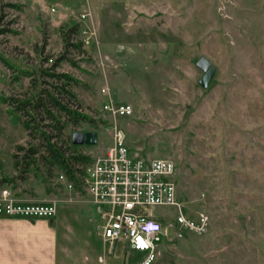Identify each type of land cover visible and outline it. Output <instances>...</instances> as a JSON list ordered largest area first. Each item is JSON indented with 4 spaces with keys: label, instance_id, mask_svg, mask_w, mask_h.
Wrapping results in <instances>:
<instances>
[{
    "label": "rangeland",
    "instance_id": "1",
    "mask_svg": "<svg viewBox=\"0 0 264 264\" xmlns=\"http://www.w3.org/2000/svg\"><path fill=\"white\" fill-rule=\"evenodd\" d=\"M75 24L86 54L65 48L62 29ZM104 56L110 73L100 66ZM61 57L56 71L81 81L74 89L83 111L106 122L83 125L98 141L82 151L95 157L111 143L100 95L107 80L116 102L134 108L117 119L128 147L171 158L187 206L211 218L204 235L165 241L155 264H264V0H0V97L22 94L35 70H52ZM202 57L216 68L207 87ZM6 108L0 100V189L27 201L68 197L45 194L37 177L17 178L11 154L27 136ZM140 255L120 248L110 264Z\"/></svg>",
    "mask_w": 264,
    "mask_h": 264
},
{
    "label": "built area",
    "instance_id": "2",
    "mask_svg": "<svg viewBox=\"0 0 264 264\" xmlns=\"http://www.w3.org/2000/svg\"><path fill=\"white\" fill-rule=\"evenodd\" d=\"M90 16L83 14L82 19ZM110 61L104 56L100 62L108 73ZM100 95L102 113L111 120V143L87 166L81 184L84 195L73 197L74 187L63 176L66 198L27 201L4 187L0 189V216L53 218L61 205L86 204L93 210L95 233L103 246L100 264H110L120 248L131 257L141 254L130 264H155L165 241H180L188 233L204 235L211 218L204 211L191 212L180 195L177 165L171 158H150L128 147L117 119L132 116L133 106L116 102L107 80Z\"/></svg>",
    "mask_w": 264,
    "mask_h": 264
},
{
    "label": "trees",
    "instance_id": "3",
    "mask_svg": "<svg viewBox=\"0 0 264 264\" xmlns=\"http://www.w3.org/2000/svg\"><path fill=\"white\" fill-rule=\"evenodd\" d=\"M62 32L66 50L73 47L79 54H86L83 41L79 39L80 25L62 29ZM62 60L65 57L55 61L52 70H35L39 72L40 79L33 77L22 94L0 97L11 122L20 125L27 136L25 145L17 144L11 154L17 178L26 181L30 176L37 177L45 194L56 197H63L67 193L60 176L73 185L74 193H83L82 178L94 159L82 151L84 145L73 144L72 134L76 131L69 132L68 128L89 125L97 130L100 123L106 124L83 111L74 89L81 81L68 72L56 71ZM18 68L24 76L33 75L31 71ZM41 76H48L50 81H42ZM81 132L89 131L83 127ZM4 182L6 179H2L0 184ZM9 182L14 183L12 190L20 192L14 179ZM24 192L15 195L23 196Z\"/></svg>",
    "mask_w": 264,
    "mask_h": 264
},
{
    "label": "crops",
    "instance_id": "4",
    "mask_svg": "<svg viewBox=\"0 0 264 264\" xmlns=\"http://www.w3.org/2000/svg\"><path fill=\"white\" fill-rule=\"evenodd\" d=\"M72 205L53 218L0 216V264H100L93 210Z\"/></svg>",
    "mask_w": 264,
    "mask_h": 264
},
{
    "label": "water",
    "instance_id": "5",
    "mask_svg": "<svg viewBox=\"0 0 264 264\" xmlns=\"http://www.w3.org/2000/svg\"><path fill=\"white\" fill-rule=\"evenodd\" d=\"M197 67L204 73L200 80V85L207 87L211 82L216 68L204 57L197 62ZM98 141L96 132H81L76 131L72 134V142L74 145H95Z\"/></svg>",
    "mask_w": 264,
    "mask_h": 264
}]
</instances>
